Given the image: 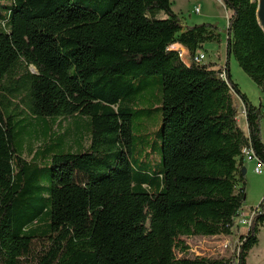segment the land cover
Instances as JSON below:
<instances>
[{
    "label": "trees",
    "instance_id": "16d2710c",
    "mask_svg": "<svg viewBox=\"0 0 264 264\" xmlns=\"http://www.w3.org/2000/svg\"><path fill=\"white\" fill-rule=\"evenodd\" d=\"M223 2L228 59L216 69L172 46L194 57L222 42L219 28L184 26L171 0H0V264H236L188 256L183 239L240 229L243 149L264 162V106L229 67L234 57L264 93L258 0ZM155 74L162 166L150 174L134 168L133 125L151 111L137 82ZM26 114L54 133L44 149L28 146L32 159L17 142ZM39 157L50 159V188ZM258 207L239 264L259 243L264 198Z\"/></svg>",
    "mask_w": 264,
    "mask_h": 264
},
{
    "label": "rangeland",
    "instance_id": "374dc122",
    "mask_svg": "<svg viewBox=\"0 0 264 264\" xmlns=\"http://www.w3.org/2000/svg\"><path fill=\"white\" fill-rule=\"evenodd\" d=\"M173 10L181 18L184 26H190L201 23H212L219 28L222 35V42H207L204 44L203 53L206 55L203 63H216L218 67H224L227 62L226 54V28L231 12L228 11L222 0H171ZM199 8V12L196 8ZM229 67L232 74V80L236 82L242 93L246 94L249 100L259 106H264V93L253 79L242 69L237 60L231 57ZM31 71L36 72L34 66L29 67ZM217 69V67H215ZM161 75H149L138 80V84L143 88V95L147 100L141 105L143 108H150L151 111H143L135 117L133 125V134L135 140L134 168L137 171H148L155 174L160 171L162 166L161 156V138L160 128L162 124V114L160 107V98L162 93ZM236 101L240 100L234 94ZM243 106L240 104L239 122L245 126V118L242 114ZM25 120L17 125V142L24 145L23 150L26 159H32L33 155H28V146H34L35 150L44 149L49 139L54 133L43 129V124L33 122L32 118L26 114ZM65 125H68L65 123ZM58 126V125H57ZM262 134L264 141V118L262 119ZM37 129L38 132H35ZM48 132V133H47ZM44 145V146H43ZM39 155L42 156L40 153ZM37 162L41 165L40 181L46 187H51L50 178L51 162L48 157H39ZM256 162L245 164L248 172L245 175L246 181V201L244 208L251 209L259 206L264 198V171L259 174L255 172ZM232 235L219 236H191L183 237L190 250L188 256H210L227 257L235 259L238 262L240 247V236L247 233L245 226L236 227ZM259 243L249 253L247 264H264V224L258 234ZM180 254V253H178Z\"/></svg>",
    "mask_w": 264,
    "mask_h": 264
},
{
    "label": "built area",
    "instance_id": "2783aa9c",
    "mask_svg": "<svg viewBox=\"0 0 264 264\" xmlns=\"http://www.w3.org/2000/svg\"><path fill=\"white\" fill-rule=\"evenodd\" d=\"M196 11L199 12L198 7L196 8ZM172 47L179 50L184 62L188 65H190L193 61L200 62V63L205 61L206 55L203 53V50H201V49L197 51V53L195 54L194 57H192L189 50L186 47H184L183 45L175 44ZM221 76L224 79H227L225 69L221 73ZM242 114H243L244 118H246V113H245L244 107L242 110ZM243 153H244L245 158L248 162H256L255 172L259 173V174L263 173L264 162L256 155L252 146H248V147L244 148ZM258 211H259L258 206L255 208L247 209V210L245 208L242 209L241 214L237 218V223L240 224L241 226L247 227V229L249 230L250 226L253 223V219H254V217Z\"/></svg>",
    "mask_w": 264,
    "mask_h": 264
},
{
    "label": "water",
    "instance_id": "95a60500",
    "mask_svg": "<svg viewBox=\"0 0 264 264\" xmlns=\"http://www.w3.org/2000/svg\"><path fill=\"white\" fill-rule=\"evenodd\" d=\"M222 3H223V0H222ZM257 16H258L259 22H260V24L264 30V0H258ZM246 171H247V169H246V167H244V169H243L244 174L246 173Z\"/></svg>",
    "mask_w": 264,
    "mask_h": 264
},
{
    "label": "crops",
    "instance_id": "0c3cea01",
    "mask_svg": "<svg viewBox=\"0 0 264 264\" xmlns=\"http://www.w3.org/2000/svg\"><path fill=\"white\" fill-rule=\"evenodd\" d=\"M217 68H218V66H217ZM68 125H66L67 127H69L70 126V124H69V122L67 123ZM245 126V128H247V124H246V120H245V124H244ZM245 164H247V163H249L246 159H245ZM251 163V162H250ZM246 167V166H245ZM246 169H247V167H246ZM248 172V169H247V171H246V173ZM219 236V235H218Z\"/></svg>",
    "mask_w": 264,
    "mask_h": 264
}]
</instances>
